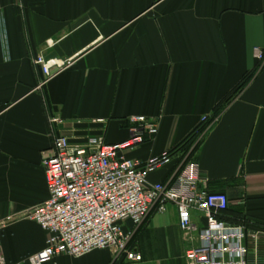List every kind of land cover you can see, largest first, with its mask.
<instances>
[{
	"label": "crops",
	"instance_id": "obj_1",
	"mask_svg": "<svg viewBox=\"0 0 264 264\" xmlns=\"http://www.w3.org/2000/svg\"><path fill=\"white\" fill-rule=\"evenodd\" d=\"M0 10V221L48 200L43 161L57 137L120 145L131 138L128 120L145 116L158 133L125 156L146 163L254 72L203 138L197 163L210 191L228 196L225 219L247 227L249 264H264V61L256 57L264 0H0ZM38 56L67 62L41 89ZM178 159L149 182H167ZM134 231L140 262L99 250L45 264H185L173 205ZM46 245L47 233L28 220L1 231L9 264H31Z\"/></svg>",
	"mask_w": 264,
	"mask_h": 264
},
{
	"label": "built area",
	"instance_id": "obj_2",
	"mask_svg": "<svg viewBox=\"0 0 264 264\" xmlns=\"http://www.w3.org/2000/svg\"><path fill=\"white\" fill-rule=\"evenodd\" d=\"M256 57L264 61V50H257ZM34 64L43 76L40 89L67 66V62L44 56H38ZM128 122L131 138L120 145L99 138L77 146L66 137H57L52 155L43 161L48 200L1 220L0 243L3 229L28 220L47 233L46 248L28 259L31 264H45L61 256L81 259L99 250L140 262L142 256L132 244L134 230L173 205L187 245L185 264H249V231L245 225L225 219L228 196L210 191L201 180L198 163L190 161L189 155L182 164L177 163L167 182L151 184L150 175L172 165L173 158L168 151L146 163L126 158L127 151L158 133V123L148 117H131ZM127 223L133 225L132 230L126 228ZM0 264H9L1 247Z\"/></svg>",
	"mask_w": 264,
	"mask_h": 264
},
{
	"label": "trees",
	"instance_id": "obj_3",
	"mask_svg": "<svg viewBox=\"0 0 264 264\" xmlns=\"http://www.w3.org/2000/svg\"><path fill=\"white\" fill-rule=\"evenodd\" d=\"M253 77L254 72L245 75L239 85H237V87L232 91V93L229 94L228 97L217 106L213 114L207 116L204 120H202L200 125L195 128L189 134V136L184 139L179 145L168 150L170 157L174 158L178 156V163H180L186 156L189 155L188 159L190 161L197 162V156L202 145V140L207 134V132L210 131L215 125L211 129L209 128L213 125L216 120L219 121L221 112L233 101V99L240 92H242L246 88V86L250 83Z\"/></svg>",
	"mask_w": 264,
	"mask_h": 264
},
{
	"label": "rangeland",
	"instance_id": "obj_4",
	"mask_svg": "<svg viewBox=\"0 0 264 264\" xmlns=\"http://www.w3.org/2000/svg\"><path fill=\"white\" fill-rule=\"evenodd\" d=\"M183 160H184V159H183ZM183 160L181 161V164H182Z\"/></svg>",
	"mask_w": 264,
	"mask_h": 264
}]
</instances>
